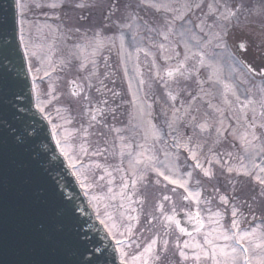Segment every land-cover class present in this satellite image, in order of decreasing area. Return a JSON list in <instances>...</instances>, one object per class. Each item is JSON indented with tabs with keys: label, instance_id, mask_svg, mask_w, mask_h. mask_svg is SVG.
<instances>
[{
	"label": "rangeland",
	"instance_id": "rangeland-1",
	"mask_svg": "<svg viewBox=\"0 0 264 264\" xmlns=\"http://www.w3.org/2000/svg\"><path fill=\"white\" fill-rule=\"evenodd\" d=\"M62 1H64L62 9L61 6L52 9L47 5L52 3L53 0H20V5H23V7H21V37H23L22 42L29 58V67L31 68L35 85L36 100L38 106L43 109L51 120L53 128L55 125V136L57 140H60L61 147H65L69 155L74 158L76 164L74 170L80 181L86 185V187H84L85 191L88 192V195L93 190L96 194H100L96 205L101 217H103L105 211L110 212L117 223L121 224L120 230L124 231L123 226L128 223L126 217L128 215L135 216V214H140L137 216L139 218L138 222L135 220L131 222L133 226V235L131 237L126 236L122 238L124 239V249L128 254V259L131 260L133 256L139 255L152 239H156V255L160 258L158 260H150V264H197V262L192 259L193 253L197 250L193 248L185 249V252L189 256V259L185 261L179 256V252L175 247V242L179 239L181 245L185 240L190 242L198 241L203 244V238L205 234L209 232H212V236L216 237L219 236L222 231H233L231 229V223L234 219L232 216L233 206L238 209V214L235 219L239 222L240 230L251 232L255 229L256 237L253 239L258 241L261 234L264 233V198L259 196L260 186L250 177L237 174L236 172L228 173L226 168H221L220 164L213 163L209 165L207 161L200 163L205 169L211 168L212 176L205 177L200 174L201 172L197 173L191 154L184 147V145L187 144L189 148L193 149L195 146H198L197 143H194L191 137L184 136L180 133L185 129L182 128L183 126L181 123L177 122L178 125L173 123L176 119L175 113L173 117H170V112L165 113L161 110L160 113L159 107H169V100H163L161 104L156 100L155 102L153 101L152 103L157 105L153 107V113L151 107L142 102V90L136 74L139 73L141 67H144L145 70L149 72L150 70H154L148 59V63L144 64L146 55L140 51H136V49H143V51L147 53L150 51L153 54V63L159 67L160 73L163 74L164 69L169 65L159 62L157 60V55H163L164 61L167 60L166 57H169L170 52L164 51L159 45L163 44L164 48L170 50L171 34H173L178 42L179 27L183 26L184 28L187 23H181L175 28L173 26L172 33H170L168 39L165 40L161 32L167 31L165 19L166 17L171 19V13H164L163 11L157 12L148 6H144L136 15H128L125 17L115 13L116 19H113L114 30L112 44H110L106 40V37H104V35L106 36L108 33L106 28H103L101 33L96 31L95 34L94 26H105L98 25V23H104V21H100L99 14H96L93 23L90 14L86 15L91 8L94 10L95 6L75 8L73 4L74 0H71L69 5H67V0ZM95 1L98 3L108 2L114 6L117 3L115 0ZM248 1L249 3L252 2L253 10L245 14L240 11L239 15L241 16V21L235 23L234 26L239 25L237 30H240L242 26V30L244 28L243 34L249 37L250 35L258 37L260 44H264V13L261 12V9L264 7V2H260V0ZM55 2L61 5V0H55ZM157 2H159V0H157ZM165 2H167V0H165ZM184 2H189L193 5L199 3L197 1L180 0L178 6ZM78 3L84 2L80 1ZM120 4L122 5V3H117V7H119ZM37 5L40 6L38 7ZM200 11L202 10H197L196 15V11L191 10L185 17V19L187 17L189 18L188 26L189 28L193 27V29H188L189 38L187 32L184 36L181 35L183 40L181 43H187L189 48H192L193 53L203 52L209 59V63L213 64L212 72H215L219 79V82H217L214 76L213 82L218 83L221 87H217V85L213 83V92L211 89H209V92L211 95L213 94L214 98L223 102L221 94L223 93L222 90L224 89V85L231 83L235 87L236 92L238 90V93L242 95L241 98L255 96L258 101L261 97L260 87L254 83H250L252 80L248 73L243 71V65L241 63L243 61L252 64L249 55L250 50H247L246 47V51H241L235 46L236 41L230 37L232 28L236 30V27L233 26L230 29L229 26L228 28L223 27V24L227 21H222L221 25L218 26L219 20L215 18L212 28L207 27V30L213 33L222 32V29H226L229 34L227 37V47H216V41L213 40V42H215L212 46L214 51L211 53L209 52L211 50L210 45L207 44V46H204L205 42L202 40L204 37L210 38V34L204 28V26H206L204 19H206L207 16H202V21L200 23L197 22L194 24L191 21L195 16L199 15ZM135 17L138 20H136ZM59 18L62 21L63 30L69 27L71 32L76 34L75 44L68 45L69 42H66L64 45L63 40L57 43L55 39L51 38V30L54 25H56L55 22H57ZM212 18L213 17H211V19ZM117 19L119 21H117ZM185 19L183 21H185ZM202 22L204 28L203 32L197 27L201 25ZM124 25L131 26L125 27ZM72 28L76 30L74 31ZM58 29L56 25L55 35ZM77 29H79V31H77ZM150 29L153 30L150 31ZM97 34H99L100 39L103 40V47H101L103 52L99 49L97 54L93 56L91 54V49H86L84 52H81L75 47L79 43L84 44L86 39H93ZM192 34L199 38V44L192 39ZM121 36L124 38L123 48L120 46L119 38ZM47 46L50 48H46ZM63 47L66 48L65 51H62ZM106 47H111L108 53L105 52L104 48ZM196 48L197 50H195ZM185 52L186 50L183 51L184 54ZM33 53H35V55H33ZM103 56L108 57L102 59ZM85 57H87V60H85ZM91 60L95 61V65L88 62ZM196 61L197 58L193 57V63ZM82 62L87 64V67L84 69L80 68ZM218 62L221 63V65ZM262 67H264V63L259 64L257 70ZM37 69H39V71H37ZM108 69L117 76L115 84L111 85L112 92L107 88V84H103L104 88L95 93L94 99L96 102L92 103L89 101L91 96L87 101L85 97H87L86 94L88 93L87 85L89 80L93 85L91 90H94V88L96 89L95 86H99V88L102 87L98 85L97 78L104 77L105 79L104 72L108 71ZM45 70L49 72V75L46 76L44 74ZM209 70L210 66L207 65L204 68V72H208ZM92 73H100L101 76L96 77L92 75ZM243 76L248 78L250 82H245ZM85 77H88L89 80H86ZM237 77L241 79V82ZM257 78L259 83L262 81L264 82V77L257 75ZM107 80H109L108 77L104 81L106 82ZM73 81H75L76 84L78 83L76 87V90L80 92L78 96L72 95L73 88L70 85ZM129 83L132 85L131 89L129 88ZM81 87H83V91H80ZM145 87L146 91H149L148 84L145 83ZM106 89L107 91H105ZM113 93H117V95H113ZM107 98L106 108H109L110 111L116 110L119 106L117 114L118 122L116 121L114 123L113 121L111 125V120L108 118H105L104 121L97 116L96 120L91 119L93 114H99L94 111V105L97 104L99 106L100 104L98 102L104 104L102 101ZM229 99L233 102L231 108L224 103L220 104L218 107L224 110L225 127L228 129L222 136H228L230 138L223 139L224 137L222 136L218 137L216 128L213 126V124H217L219 127V113H215V111L209 109L206 111V117V115H204L206 107H200L196 110V113L200 115L201 119L205 117L208 120L209 124L214 129H212L213 131L211 133L216 137V139L213 138L209 141L207 147L204 146V152L207 158L209 159L212 155H215L221 160V163H223V160H225V162L228 160L229 163L227 164L238 168L241 164V157L244 158L243 163L248 162L245 154V146L242 144L240 136L251 130L247 128L243 121L239 124L237 123L234 118V112H238L237 108L239 107L235 106V99L230 95ZM154 113L157 115V119L158 116H160L161 119L157 121L154 117ZM248 115L251 117L252 113L249 111ZM112 117H116V114ZM169 117L171 118L170 121H168ZM153 126L155 131L159 133V138L153 136ZM233 129H235L236 132L235 136L230 134ZM188 132L195 137L201 135L199 131L193 130L192 128H189ZM256 133L261 137V140H264V129L257 127ZM205 137H212V135L207 134ZM218 139L219 143L216 142ZM248 139H251L250 135ZM170 140L173 141L172 144ZM116 142H118L120 151L118 157L115 155L114 150L112 151ZM255 143H259V141ZM82 147L86 151H81ZM140 149L143 156H138ZM170 149H172V157H166ZM210 149L211 151H209ZM122 151L124 152L123 156H121ZM129 153H131V155H129ZM228 153H231L230 157L227 155ZM148 157H152L153 165L164 171L166 175H172L173 178L180 177L187 180L189 190L200 193L199 203L192 198L187 200L184 199L183 197L187 196L188 193L184 192L182 188L168 183L162 176H158L151 168H146ZM137 158L140 159L142 163L135 164L134 169L130 168V161L135 163ZM161 162L169 165L172 169L171 173ZM97 165H99V167H97ZM103 167L110 169V172H106ZM133 171H138L135 176H133ZM103 173L105 176H102ZM108 173H111L109 177H111V181L114 183L112 194L118 191V188L122 187V180H127L129 184H131L132 179L140 181L137 182L136 188L140 190L139 185H144L143 195L146 194L151 198L146 204L149 209L148 213L150 214H144L142 209H139L137 212H132L129 208V205L131 206L132 204H127V202L126 204L123 203L125 207L122 209L120 208L121 202L117 203V199L111 200V194L107 190L108 179L106 174ZM187 173H192L191 177H188ZM214 174L222 175L216 177ZM101 177H103V179H101ZM151 178H155V180H149ZM158 178H160V183H157L156 179ZM197 181H199V183H197ZM234 187L235 191H233ZM149 189L163 190L167 193L166 196L170 197L169 200H164L162 194L163 211H161L160 207L161 198L153 191H148ZM173 189H175V191H173ZM127 191L132 192L133 188H129ZM118 192L120 193L121 190ZM154 196L157 197V201L154 199ZM221 196L227 197L229 203H222L220 200ZM142 203L145 204L144 201H142ZM173 210L174 215L180 212L184 214L188 213L196 224L195 215L199 212L200 219L203 221L202 231H197L193 228L192 231H190L192 235L188 236L181 234L173 224L171 228H168V222L164 219V216L173 215ZM170 211H172L171 214ZM122 212L124 213V217L121 216ZM217 212L220 213L219 216L216 215ZM183 218L187 219V217ZM164 240L169 241L167 251L162 250ZM215 243L224 245L226 243H231V241L217 239ZM245 246L249 247L251 250V244H249V242L245 241ZM250 254L254 255L251 251ZM200 264H211V262L202 260ZM241 264H243L242 260Z\"/></svg>",
	"mask_w": 264,
	"mask_h": 264
},
{
	"label": "water",
	"instance_id": "water-1",
	"mask_svg": "<svg viewBox=\"0 0 264 264\" xmlns=\"http://www.w3.org/2000/svg\"><path fill=\"white\" fill-rule=\"evenodd\" d=\"M18 4L0 0V264H121L36 106Z\"/></svg>",
	"mask_w": 264,
	"mask_h": 264
},
{
	"label": "snow or ice",
	"instance_id": "snow-or-ice-1",
	"mask_svg": "<svg viewBox=\"0 0 264 264\" xmlns=\"http://www.w3.org/2000/svg\"><path fill=\"white\" fill-rule=\"evenodd\" d=\"M148 6L153 8L157 12L163 11L164 13H171V19H168L166 17L165 24L167 25V31H162L161 35L165 40L168 39V36L173 31V26L176 21H183L185 17L188 15L189 12H191L192 8L195 7L196 9H200L203 6V0H201L200 3H195L194 5L189 2H184L180 4L178 7L174 6V3L172 0H140V3L137 5L139 6ZM38 7L40 5H37ZM48 7L52 9H56L60 7L61 5L55 0H53L52 3L47 5ZM86 6H95V5H86L85 3H78L76 7L84 8ZM18 7H23V5H19ZM110 8L114 7V5H110ZM130 7V5H129ZM208 13L206 15H213L216 17L219 21H228L230 22L232 19H239V13L244 8L243 0H240V3H230L229 0H216L215 3H209L207 4ZM261 12L264 13V9H261ZM125 27H130L131 25H124ZM197 27L200 28V31L203 32V22L201 25H198ZM153 29H150L152 31ZM79 31V29H77ZM228 31L226 29H222V32H213L210 34V38L208 41L205 42L204 46H207V44H211L214 41H216V47H227V37H228ZM23 40V37H21ZM120 46L123 48L124 38L121 36L120 38ZM192 39L195 40L198 44L200 43V40L197 36L193 35ZM185 55L183 58V61H180L175 68H170L167 70V76L169 78L173 77L176 74L184 75V72L181 71L184 68V65L187 61H189L190 58L196 57L197 63L203 67L205 65L204 61V54L202 52H196L192 53V57L188 55V52L191 51L188 44L185 43ZM77 49H79L81 52H84L86 49H91V54L94 56L97 54L99 49L103 47V40L100 39L99 34H97L93 39H86L85 43L83 45L77 44L75 46ZM159 47L161 49L164 48L163 44H160ZM239 49L241 51H246V44L244 42H241L238 45ZM137 51H143V49H137ZM27 54V51H26ZM147 54V53H146ZM35 55V53H33ZM180 53H176V56H179ZM172 57H166V59H171ZM85 60H87V57H85ZM95 65V61L91 60L88 61ZM243 65V68L247 70L248 73H252L255 75H259L261 77H264V67L260 68L259 70L252 67V65L248 64L247 62H241ZM87 67V64L82 62L80 64V68L84 69ZM31 70V68H30ZM39 71V69H37ZM127 71V70H125ZM138 71V70H137ZM193 71L196 73L199 72V69L193 66ZM44 74L47 76L49 75V72L45 70ZM92 75H95V73H92ZM157 76L159 77V73H157ZM216 77V81L219 82L218 76H216V73H213V76H210L208 79L211 81L213 77ZM86 80H89L88 77H85ZM160 79H163L162 77ZM206 81H202L197 79L198 85H200L199 93L195 96H192V101H196L197 98H203L200 96V93H202L204 96L211 95L210 92H206L203 88V84ZM74 87L72 91V95L78 96L80 92L76 91V82H72ZM101 86L103 87V82L101 81ZM140 86L142 87L144 84V81L141 79L139 81ZM88 88L93 87L91 81L89 80V83L87 85ZM132 85L129 83V88L131 89ZM98 92L100 91V88L96 89ZM80 91H83V87L80 88ZM231 93V95L235 98V102L237 105H239L238 112H234V118L236 119L237 123L239 124L241 121L247 126L248 129H250V132H246L245 134L240 136L242 144L245 146V154L247 156V163H243V157H241V164L238 168L233 167L227 162L221 163V160L218 159L215 155H212L211 158L207 160L209 165H212L213 163L220 164L221 168H226V171L228 173L236 172L237 174H243L246 177H250L255 183H257L260 186L259 190V196L264 198V140H261V137L257 135L256 128L259 127L260 129H264V88L260 89L261 97L260 99L254 100L252 98L246 97L243 101H241L240 96L237 94L236 90L228 84L224 85V99L223 103L227 105L229 108L232 107V101L228 99V93ZM113 95H117V93H113ZM191 95V94H190ZM170 98L172 100L176 99V96H171ZM87 99V97H85ZM104 104H107V100L102 101ZM259 104V113H257V108L255 105ZM150 107V105H149ZM192 107L191 104H189L188 108L190 109ZM208 107L212 108L216 113H219L220 119L218 121L219 127L216 128V132L218 137H221L225 131H228V129L225 127V121H224V110L216 105H213L211 101H208ZM41 111L43 109L41 108ZM97 111L102 112V109H97ZM175 111H179V109H174ZM249 111L252 113L251 117H249L248 113ZM185 114H188V109H185ZM96 115L93 114L91 116L92 120H96ZM193 121H196V116L193 115L191 117ZM199 127L202 131L206 130L209 126L207 123H199L196 125ZM55 129V125H54ZM231 135L235 136L236 132L235 129L232 130L230 133ZM251 136V139H248V136ZM153 136L156 138H159V133L155 131L153 126ZM256 141H259V143H255ZM219 143V139L216 141ZM57 146L61 147L60 140H57ZM184 147L190 152L191 158L196 161L195 167L200 168L203 171V174L205 177H211L212 172L211 168L205 169L203 165L199 162L197 159V152L193 149L189 148L187 144L184 145ZM197 147H201L198 145ZM81 151H86L83 147L81 148ZM211 151V149L209 150ZM61 152L65 156L66 159L69 160V166L71 168H75V160L74 158L69 155L67 149L65 147H61ZM131 155V153H129ZM229 157L231 156V153L227 154ZM121 156H123V151L121 152ZM138 156H143V153H139ZM148 163L146 164V168H151L153 171L157 173L158 176H162L165 181H167L170 184L176 185L184 190V192L188 193L187 196L183 197L184 199L192 198L197 203H199V192H192L189 190L188 187V181L185 179H182L180 177L173 178L172 175H166L164 171H162L160 168H156L152 161V157L147 158ZM142 161L140 159H136L135 163L130 161V168L135 167V164H140ZM164 164V167L168 169V171L171 173L172 169L164 162H161ZM99 167V165H97ZM110 176L111 173H108ZM136 173L133 171V176H135ZM188 177H191L192 173H187ZM79 178V177H78ZM142 178V177H141ZM103 179V177H101ZM123 179V178H122ZM111 182V181H110ZM157 183H160L159 180H157ZM199 183V181H197ZM137 184V179L131 180V186L132 188H135ZM82 187H86L83 182H81ZM129 188V183L127 180H124L121 188V192L119 193L122 200H129L131 201V196L128 195L127 189ZM109 192H112V189H108ZM175 191V189H173ZM233 191H235V187L233 188ZM115 199V197H112ZM98 199L97 197H92V200ZM170 197L164 196V200H169ZM220 200L224 204H228V198L225 196H221ZM107 207V206H106ZM125 205L123 203L120 204V208H124ZM161 211H163V206L161 205ZM129 208L132 212H135V208H131L129 205ZM238 214V209L233 206L232 207V216L234 219L231 223V229L233 231L229 232L227 230L222 231L219 236L213 237L212 232H209L205 234L203 238V244H201L198 241H183V244L181 245V242L179 239L175 242V247L179 252V256L187 261L189 259L188 254L185 252V249L193 248L196 249L192 255V259L197 262V264H200L202 260L204 261H210L211 264H241V260L243 261V264H264V233L261 234L258 241L254 240L253 238L256 237V230L253 229L251 232L248 231H241L239 228V222L235 217ZM217 216L220 215L219 212L216 213ZM121 216L124 217V213H121ZM97 219L99 220L100 224L104 226L105 230L107 231L108 235L112 237V239L115 241V244L117 246V251L120 253L121 258V264H150V260H158L160 257L156 255V245L157 240L152 239L149 244H147L143 251L139 255H135L131 258V260L128 259V254L124 249V239L123 237H131L133 235V226L132 221H137L139 218L137 216L128 215L126 217L128 223L124 225V231H121V224L117 223V221L114 219L113 215L110 212L105 211L103 214V217H101V214L99 212V209L97 208ZM164 219L168 222L167 227L171 228L172 224H175L176 228L179 230L181 234H185L188 236H191L192 234L188 232V230L184 227L180 226V222L176 220L173 210V215H165ZM195 219L199 227L196 229L197 231L200 230V228L203 227V221L200 219L199 212L196 213ZM39 229L43 230L44 225H39ZM215 231V230H213ZM211 237V238H210ZM217 239H223L224 241H231V243H226L224 245H218L215 243V240ZM245 241L249 242L251 244V250L249 247L245 246ZM169 241L164 240L163 241V251H167ZM254 253V255L250 254Z\"/></svg>",
	"mask_w": 264,
	"mask_h": 264
},
{
	"label": "flooded vegetation",
	"instance_id": "flooded-vegetation-1",
	"mask_svg": "<svg viewBox=\"0 0 264 264\" xmlns=\"http://www.w3.org/2000/svg\"><path fill=\"white\" fill-rule=\"evenodd\" d=\"M240 3V0H230V3ZM210 3V0H203V6L202 9L205 11H208L207 8V4ZM243 4H244V8L241 10V12L243 14H245L246 12L250 11L251 9L249 7H247L246 4V0H243ZM210 21V20H208ZM241 21V16L239 15V19H232L230 22H226L223 24V27H227L229 26V29L232 28L235 23ZM222 21H219V25H221ZM236 27V30L234 28H232V32L230 34V37H232L234 39V41L238 42L240 44V31H241V27L240 30H237V28L239 27V25L234 26ZM178 57L175 55L174 57H172V68H175L178 64ZM198 68V67H197ZM199 69V68H198ZM184 72V75H179L176 74L173 77H171V82H170V89L168 92V100L170 102V104L175 107V109H179V111H185V109H188V111H190L191 113L195 110V109H199L200 107L205 108V105L208 106V100H206L204 97L201 98H197L196 101H192V96H195L196 94L193 92V87L195 84L197 83V79H201L203 72L202 70H199L198 73H196L195 71H189L188 67L185 65L184 68L181 70ZM191 94V95H190ZM171 96H176L175 100H172L170 98ZM189 104L192 105V107L189 109L188 106ZM176 123L179 122L181 123L183 126L188 127L189 126V121L187 119H180V120H176ZM190 122L192 123L193 126L198 125L199 123H204L203 120L200 121H193L190 118ZM196 122V123H194ZM208 124V122H207ZM197 127V126H196ZM172 213V211H170V214ZM179 215H181V213L175 215L176 220L179 218ZM178 217V218H177ZM184 217H187V222L184 223L183 221H180V226L188 229H191L193 227H199L196 223H194V221H190L189 218L191 217L188 213H186L184 215ZM173 226L175 227V224H173Z\"/></svg>",
	"mask_w": 264,
	"mask_h": 264
},
{
	"label": "bare ground",
	"instance_id": "bare-ground-1",
	"mask_svg": "<svg viewBox=\"0 0 264 264\" xmlns=\"http://www.w3.org/2000/svg\"><path fill=\"white\" fill-rule=\"evenodd\" d=\"M77 1L78 2L83 1L87 5H90V3H91V5H95L94 10L91 8V10H89L86 13V15L90 14L92 20H94V18L96 17V14H99L100 19H101V20L99 19L100 21H104V22L109 23L111 20L115 19V13H118V14L123 15V16L126 13L124 10V7L121 4L119 5V7H117V3H119L117 1H116L117 2L116 5L112 8L109 7L111 4L108 2L98 3L95 0H77ZM96 8L98 9L99 12L97 11ZM117 10H119V11H117ZM20 16H21V14H20ZM20 26H21V22H20Z\"/></svg>",
	"mask_w": 264,
	"mask_h": 264
}]
</instances>
